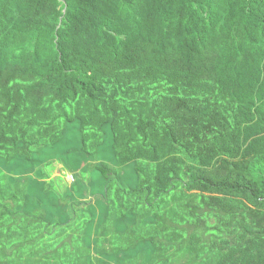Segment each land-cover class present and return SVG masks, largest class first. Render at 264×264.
Returning <instances> with one entry per match:
<instances>
[{"label":"trees","instance_id":"trees-1","mask_svg":"<svg viewBox=\"0 0 264 264\" xmlns=\"http://www.w3.org/2000/svg\"><path fill=\"white\" fill-rule=\"evenodd\" d=\"M0 264H264V0H0Z\"/></svg>","mask_w":264,"mask_h":264},{"label":"rangeland","instance_id":"rangeland-1","mask_svg":"<svg viewBox=\"0 0 264 264\" xmlns=\"http://www.w3.org/2000/svg\"><path fill=\"white\" fill-rule=\"evenodd\" d=\"M61 167H62V165L60 163H56L55 168L52 169V175L53 176H58V175H60L62 173H65L66 171L65 170H62ZM65 178L68 181H71L72 180V176L69 173H67V172L65 174Z\"/></svg>","mask_w":264,"mask_h":264}]
</instances>
